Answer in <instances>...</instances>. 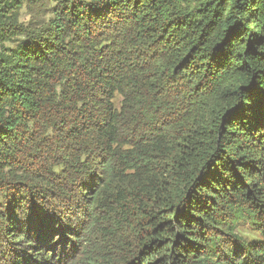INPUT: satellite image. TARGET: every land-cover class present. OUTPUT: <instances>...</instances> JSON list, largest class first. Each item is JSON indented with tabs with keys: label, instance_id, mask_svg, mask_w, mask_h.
<instances>
[{
	"label": "trees",
	"instance_id": "16d2710c",
	"mask_svg": "<svg viewBox=\"0 0 264 264\" xmlns=\"http://www.w3.org/2000/svg\"><path fill=\"white\" fill-rule=\"evenodd\" d=\"M0 198V264H264V0H0Z\"/></svg>",
	"mask_w": 264,
	"mask_h": 264
},
{
	"label": "rangeland",
	"instance_id": "374dc122",
	"mask_svg": "<svg viewBox=\"0 0 264 264\" xmlns=\"http://www.w3.org/2000/svg\"><path fill=\"white\" fill-rule=\"evenodd\" d=\"M22 19H25V17H22L21 20H22ZM0 203H2V199H1V198H0Z\"/></svg>",
	"mask_w": 264,
	"mask_h": 264
}]
</instances>
